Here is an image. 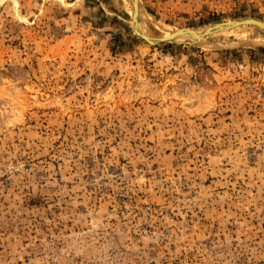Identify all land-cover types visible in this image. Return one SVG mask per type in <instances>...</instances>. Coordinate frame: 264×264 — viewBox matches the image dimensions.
I'll list each match as a JSON object with an SVG mask.
<instances>
[{
	"label": "rangeland",
	"instance_id": "obj_1",
	"mask_svg": "<svg viewBox=\"0 0 264 264\" xmlns=\"http://www.w3.org/2000/svg\"><path fill=\"white\" fill-rule=\"evenodd\" d=\"M131 2L0 0V264H264V30Z\"/></svg>",
	"mask_w": 264,
	"mask_h": 264
},
{
	"label": "water",
	"instance_id": "obj_2",
	"mask_svg": "<svg viewBox=\"0 0 264 264\" xmlns=\"http://www.w3.org/2000/svg\"><path fill=\"white\" fill-rule=\"evenodd\" d=\"M132 19H131V27L134 31V33L141 38L143 41H145L147 44L151 46H157L159 44H192V43H183L180 42L179 39L182 37L187 38H197V39H205L208 36L224 33L231 31L233 29L242 27V26H254L261 30H264V22L252 17H243L236 20H231L227 22L218 23L216 25L210 26L205 29H187L183 28L178 30L177 32L173 33L172 35H169L165 38H158V39H151L147 37L140 28H137L139 26V13H140V0H132ZM201 33H197V32Z\"/></svg>",
	"mask_w": 264,
	"mask_h": 264
},
{
	"label": "bare ground",
	"instance_id": "obj_3",
	"mask_svg": "<svg viewBox=\"0 0 264 264\" xmlns=\"http://www.w3.org/2000/svg\"><path fill=\"white\" fill-rule=\"evenodd\" d=\"M131 12H132V7H131ZM138 24H139V26H137V28H140L141 31H142L147 37H149V38H151V39L165 38V37H168L169 35H172L173 33H175V32L178 31V30H174V31H170L169 33H167V34H165V35H160V36H158V35L150 34L149 32H147V33L144 32L140 20H139ZM197 33H201V32L198 31ZM203 40H204V39H203ZM203 40H202V39H197V38H196V39H195V38H187V37H182V38L179 39L180 42H183V43H192V44H195L196 41H203ZM237 44H238V43H237Z\"/></svg>",
	"mask_w": 264,
	"mask_h": 264
}]
</instances>
